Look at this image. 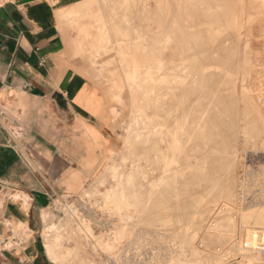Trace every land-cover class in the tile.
<instances>
[{
	"label": "rangeland",
	"instance_id": "1",
	"mask_svg": "<svg viewBox=\"0 0 264 264\" xmlns=\"http://www.w3.org/2000/svg\"><path fill=\"white\" fill-rule=\"evenodd\" d=\"M57 18L73 40L71 60L101 96L116 150L83 189L43 210L48 264H264V0H81ZM113 95L122 103L111 115ZM143 127L162 135L143 144ZM112 164L123 174L116 193L130 204L121 214L92 206L103 199L97 186L115 184ZM217 184L229 193L210 195ZM73 205L107 224L95 235L122 242L92 240L64 257L73 242L59 244L45 226L65 223Z\"/></svg>",
	"mask_w": 264,
	"mask_h": 264
},
{
	"label": "crops",
	"instance_id": "2",
	"mask_svg": "<svg viewBox=\"0 0 264 264\" xmlns=\"http://www.w3.org/2000/svg\"><path fill=\"white\" fill-rule=\"evenodd\" d=\"M78 1L0 0V264H48L43 210L83 189L116 150L59 29L58 11Z\"/></svg>",
	"mask_w": 264,
	"mask_h": 264
},
{
	"label": "bare ground",
	"instance_id": "3",
	"mask_svg": "<svg viewBox=\"0 0 264 264\" xmlns=\"http://www.w3.org/2000/svg\"><path fill=\"white\" fill-rule=\"evenodd\" d=\"M77 26H79L80 28L77 27ZM74 27H75V29L76 28H79L78 31H81V27H83V26L77 24V25H74ZM86 29H87V27H86ZM187 36H184V37L182 36V37H183V39H185ZM196 37L197 36L194 35L193 38H196ZM166 41H167V44H166V47L165 48L166 49H169V47L171 45V42H172V37L170 35H168ZM173 49H175V48H173ZM194 56H196V55H194ZM128 86H129V88L131 90H133V84H132V82L131 83L128 82ZM119 96H117V97H116V95L111 96L112 101L115 104H117V105L122 103V97L121 96L119 97ZM134 104H135V102H134ZM129 129H131V128H129ZM142 129H144V132H141ZM142 129H140L139 132H137V134H136L135 137H136V139H141L143 144H150L151 143V139H153V141H156L162 135L161 132H158V131L157 132L156 131L155 132L148 131L147 130L148 129L147 127H143ZM135 130L138 131V129H135ZM145 130H147V131H145ZM157 169H159L158 171H161L162 170L159 167ZM108 170H109V172H111L112 179L114 180L115 184L112 187V189L103 190V191L99 188V186H97L96 187L97 188L96 192L102 194L103 195V199L102 200H96L92 204V206H96L98 209H101L103 212H106V213H113V212H115V213L121 214L120 212L124 208H129L130 207L129 200L124 197L125 195L122 194V195H120L118 197V194L116 193L117 192L116 191L117 188H120V186L122 187L121 178L123 177V174L121 173V169H120V167L117 164H112L108 168ZM181 177H182V179L185 178L184 175H182ZM197 178L200 179V176H198ZM125 179H127V178H125ZM159 180H160V182L163 183V182H165L166 179L165 178H162V177H159ZM103 183L104 182H101L100 184L102 185ZM217 185L219 186V188L216 189V190H213L214 186H211V188H210V190H211L210 195L215 194L214 191H219V190H221V193H222L223 196L224 195H227L229 193L230 190L227 189V186L226 185H220V184H217ZM158 189L159 188H156L157 191H158ZM93 198H94V196H93ZM74 205H76V203H74ZM74 205L73 206H67L66 209L63 210L64 211V214L66 216L65 217V223L59 224V225L50 224V225H46L45 226V231L46 232H48V231H54V232L57 233V242L59 244L60 243H64L65 241L67 243L73 242V245L74 246L73 247H70L69 252H68L69 254L66 255V256L64 255V257L71 256L74 259V257H76V254L77 253L84 252V249H85L86 245L90 244V242H92V240H93V242L95 241L97 243H100L101 245L102 244H108V245L112 246L113 249L116 248L122 242L123 237L122 236H118L116 234V232L114 233L113 237L108 242H107V240H105V239L102 238L104 236H99V237H101V238H99L98 235H95L94 234V229L95 228H97V229L104 228V227L107 226V224H104L102 221H100V219L97 216L94 217L93 214H91V213L90 214L87 213L86 215L85 214H81L78 211V208L74 207ZM79 205H76V206H79ZM168 208H169V206L166 203L164 205V209L166 210V212H168ZM124 217H126V216H124ZM92 223H94V225H92ZM65 228H71V230H70V232L67 233L68 234L67 238L63 239L61 237V234L63 233V231L65 230ZM116 229L118 230V228H116ZM27 239L28 238H26V240ZM24 242L25 241H23V243ZM70 245L71 244H69V246ZM47 248H48V254H49V256H52L53 259H55V260H61V258L59 257V255H56L54 253V251H53L54 250L53 245H48ZM260 250L264 251V245L261 247ZM223 261H226V260H224V258L222 260L221 259H218L215 262V264H222ZM60 264H62V263H60Z\"/></svg>",
	"mask_w": 264,
	"mask_h": 264
}]
</instances>
